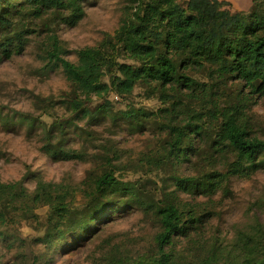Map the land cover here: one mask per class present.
Returning <instances> with one entry per match:
<instances>
[{"label":"trees","instance_id":"16d2710c","mask_svg":"<svg viewBox=\"0 0 264 264\" xmlns=\"http://www.w3.org/2000/svg\"><path fill=\"white\" fill-rule=\"evenodd\" d=\"M86 1L0 0V60L26 51L34 29L21 27L22 17L55 13L67 24L77 25L86 15ZM133 4L115 34L78 50L76 61L64 56L59 38L51 35L45 51L73 87L66 102L70 110L81 119L101 114L120 123L132 120L130 126L135 129L144 121V111L130 107L113 114L107 97L115 93L125 98L139 84H146L166 98L167 105L157 114L158 124L167 133L168 153L176 164L195 155L193 140L208 143L205 158L209 165L228 159L224 171L209 169L197 176L174 177L179 187L212 196L225 190L232 176L250 177L264 168V140L253 137L247 123L248 109L264 97V0H252L246 11L235 9L228 0H134ZM192 69L205 71L211 82L198 81L188 73ZM235 83L237 90L229 92ZM94 99L103 102L92 108ZM57 128L60 137L65 134L62 124ZM45 150L57 161L88 159V153L64 143L48 142ZM87 181L82 208L72 204L76 191L62 183L39 179L29 192L23 180L0 182V239L39 206L48 207L40 240L52 246L69 238L78 245L77 238L87 239L97 232L94 223L103 221L108 210L136 204L146 209L137 188L123 182L112 169L91 175ZM121 196L124 202L118 199ZM152 211L160 225L154 239L156 251L140 264H182L171 247L176 237L190 236L200 216L171 198L152 206ZM200 248L191 264H264L263 236L243 233L233 250H221L216 242L210 249ZM32 264H39L37 258Z\"/></svg>","mask_w":264,"mask_h":264},{"label":"rangeland","instance_id":"374dc122","mask_svg":"<svg viewBox=\"0 0 264 264\" xmlns=\"http://www.w3.org/2000/svg\"><path fill=\"white\" fill-rule=\"evenodd\" d=\"M230 1L243 11L252 4V0ZM133 3L88 0L84 4L86 15L77 25L67 24L55 13L21 18V27L34 29L26 51L0 60V182L23 180L29 192L35 190L39 179L62 183L76 191L72 204L82 208L88 177L112 169L123 182L137 188L146 209L136 204L108 210L103 221L94 223L97 232L87 239L77 238L78 245L69 238L52 246L40 240L48 207L39 206L0 239V264H32L35 258L39 264H140L156 251L154 239L160 225L152 206L164 204L167 198L184 209L194 208L201 220L191 228L189 237L174 240L171 252L182 264L195 262L201 245L210 249L216 242L221 250H233L243 233L264 237V168L250 177L232 176L225 190L212 196L191 193L177 185V176H197L209 169L224 171L228 159L209 165L205 158L208 143L193 140L195 155L175 163L168 153L167 133L158 124V111L167 105L160 90L139 84L130 96L111 93L107 97L113 114L130 107L144 111V121L135 129L130 126L132 120L120 123L101 114L77 118L66 104L73 87L62 67L47 58L51 35L59 38L64 56L76 61L78 50L115 34ZM188 73L198 81L211 82L205 71L192 69ZM237 88L235 83L228 91ZM102 102L94 99L90 106L96 108ZM247 123L252 136L264 140V97L248 109ZM60 124L66 131L61 137ZM48 142L82 150L88 159L57 161L45 150ZM118 199L125 201L122 196Z\"/></svg>","mask_w":264,"mask_h":264},{"label":"crops","instance_id":"0c3cea01","mask_svg":"<svg viewBox=\"0 0 264 264\" xmlns=\"http://www.w3.org/2000/svg\"><path fill=\"white\" fill-rule=\"evenodd\" d=\"M228 1H230V0H228ZM230 2H232V1H230ZM252 5V4H251ZM251 7V6H250Z\"/></svg>","mask_w":264,"mask_h":264}]
</instances>
